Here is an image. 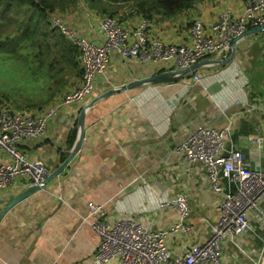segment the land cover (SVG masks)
<instances>
[{"label":"crops","instance_id":"crops-1","mask_svg":"<svg viewBox=\"0 0 264 264\" xmlns=\"http://www.w3.org/2000/svg\"><path fill=\"white\" fill-rule=\"evenodd\" d=\"M243 9L244 0H202L176 16L155 14L146 19L132 1L113 7L130 30V40L147 21L148 38L170 43L189 42L196 18L210 25L224 11L239 15ZM104 14L81 0L58 15L68 27L100 43L99 22ZM203 61L194 71L201 81L190 73L145 81L168 70H163L167 64L112 54L83 102L63 105L44 136L23 141L20 149L42 160L50 175L61 169L82 139L65 168L53 177L48 175L41 189L8 210L9 203L27 189L25 178L0 187V264H121L118 258L97 259L100 235L91 224L89 201L103 205L109 220L130 218L158 230L179 220L172 200L185 192L191 207L188 221L194 230L190 235H171L168 245L180 254L186 244L208 239L222 195L211 187L203 165L189 163L175 147L204 122L217 128L231 126L228 142L241 150L257 148L264 157V30L247 32L230 49ZM78 62L81 68L79 56ZM75 78L80 82L81 76ZM66 85L42 104L4 101L0 108L43 110L78 84ZM9 161L0 147V162ZM251 224L249 233L223 245L225 260L255 264L263 259L264 227L254 213Z\"/></svg>","mask_w":264,"mask_h":264},{"label":"built area","instance_id":"built-area-1","mask_svg":"<svg viewBox=\"0 0 264 264\" xmlns=\"http://www.w3.org/2000/svg\"><path fill=\"white\" fill-rule=\"evenodd\" d=\"M51 18L53 25H59L65 35L68 33L80 51V83L43 110L11 112L0 108V147L10 157L9 162H0L2 188L18 177L25 178L27 189L46 182L49 171L44 162L28 157L20 149V144L29 138L44 136L49 121L57 118L63 105L83 102L93 91L96 78L105 71L112 54L142 62H162L168 66L166 72L188 68L230 49L234 40L249 29L264 26V0H244V9L239 15L224 11L210 25H205L199 18L194 19L187 43L148 38L147 21L135 30L136 37L132 41L130 30L109 13L100 19L103 40L97 43L73 33L62 22L61 16L52 15ZM173 65L175 68L171 67ZM190 74L194 80L201 81L199 74L194 71ZM231 134L229 125L217 128L202 122L175 147L176 153L189 163L203 165L211 187L222 195L219 215L208 239L203 243L186 244L180 254H174L168 245L171 235H190L194 230L188 221L191 207L185 192L172 200L179 220L171 227L158 230L130 218L109 220L105 218L103 205L89 201L90 215L94 218L91 224L100 235L97 259L107 262L118 258L121 264H236L224 259L223 245L227 241L237 242L240 236L252 230L253 213L264 227V169L244 167L242 150L235 143L228 142ZM233 185L235 191H231ZM263 260L264 256L255 264H263Z\"/></svg>","mask_w":264,"mask_h":264},{"label":"trees","instance_id":"trees-1","mask_svg":"<svg viewBox=\"0 0 264 264\" xmlns=\"http://www.w3.org/2000/svg\"><path fill=\"white\" fill-rule=\"evenodd\" d=\"M81 0H0V54L21 50L28 54L30 46L35 56H47V79L59 84V89L68 83L67 72L74 70L81 76L77 45L58 27L52 28V15L66 12ZM90 7L102 13L114 15L113 7L118 2H133L136 11L146 19L155 14L172 17L202 0H86ZM15 54V53H14ZM10 62L8 66H12ZM3 70V69H1ZM0 70V71H1ZM172 76V77H169ZM166 76L176 79L177 75ZM57 90H54V93ZM61 92V91H59Z\"/></svg>","mask_w":264,"mask_h":264},{"label":"rangeland","instance_id":"rangeland-1","mask_svg":"<svg viewBox=\"0 0 264 264\" xmlns=\"http://www.w3.org/2000/svg\"><path fill=\"white\" fill-rule=\"evenodd\" d=\"M83 1L85 2L86 0ZM126 4L127 3H122L123 6H125ZM114 16H116L118 20L122 21L120 12L114 14ZM62 22L64 23V21ZM51 25H53V23H51ZM53 26L54 28L58 27L59 29H61L59 25H53ZM69 29L73 33H76L80 36H86L84 33L76 31L70 25H69ZM67 32L68 31L66 30V33ZM67 35L69 36L68 33ZM21 51H24V48L15 51L14 52L15 54L14 53L12 54L11 52L8 51L7 53L0 54V70L3 69L0 71V103H3L4 101L10 103L28 101V103L31 104V106H34L33 105L34 102H41L44 99H46V101H49L56 93L66 89L67 85L64 88L59 89L58 83H54L53 80L47 79V75H48L47 56L44 57V60L42 59V57L35 56L34 55L35 49L32 46H30L28 54ZM10 62H13L12 66H8V68H6V66ZM171 67L175 68V65ZM166 69H168V67L164 66L163 70ZM66 75L70 86L74 87L80 83L79 79L75 78L76 75L74 73V70L71 71L68 70ZM55 89L57 91L54 93ZM44 102H41V104ZM10 111L14 112L13 110ZM55 119L56 118L51 119L49 123L54 121ZM239 238H241V236Z\"/></svg>","mask_w":264,"mask_h":264},{"label":"water","instance_id":"water-1","mask_svg":"<svg viewBox=\"0 0 264 264\" xmlns=\"http://www.w3.org/2000/svg\"><path fill=\"white\" fill-rule=\"evenodd\" d=\"M249 30L247 32H251V31H262V30H264V26L254 27V28H251V31H249ZM237 39L234 40L233 45H235ZM231 58H232V56L230 55L224 61L225 62H228L229 60H231ZM203 63H204V61L202 60V61H200V62H198V63H196V64H194V65H192V66H190L188 68L179 69V70H173V71H168V72H161V73L155 74L153 76H150V77H148L147 79H144V80L145 81H153V80H157V79H160V78H162L164 76H169V75L185 76V75H188L190 72L195 71ZM167 79H168L167 77L164 78V80H167ZM108 93L109 92H107L105 94H108ZM81 126H82V130H84V117H83V113L81 115ZM81 143H82V139L76 143V146L70 152V155H69L68 159L60 167L61 169H58L57 171H54L52 174L49 175V177H53L54 175H56L57 173H59L63 168H65V166L67 164H69L71 162V160L76 155L78 149L80 148ZM242 153H243V158H244V167H246L247 169H250V170H261V169H264V157L260 156V150L259 149H257V148H255V149L244 148V149H242ZM43 185H35V186L31 187V188L26 189L22 193L18 194L9 203V205L6 208V210L10 209L12 206H14L18 202H20L22 199H24L28 195H30V194L34 193L35 191L41 189L43 187Z\"/></svg>","mask_w":264,"mask_h":264}]
</instances>
